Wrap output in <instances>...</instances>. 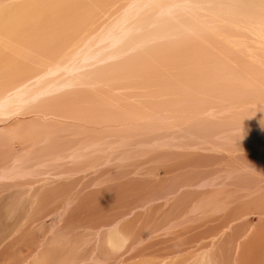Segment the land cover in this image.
Returning <instances> with one entry per match:
<instances>
[{
	"label": "rangeland",
	"instance_id": "374dc122",
	"mask_svg": "<svg viewBox=\"0 0 264 264\" xmlns=\"http://www.w3.org/2000/svg\"><path fill=\"white\" fill-rule=\"evenodd\" d=\"M257 5L264 12V0H0V100L14 91L23 92L18 103L20 109L16 111L18 115L14 112L12 118H0V134H5L7 139L5 143L0 142V264H28L29 260H35L37 252L43 253L41 241L45 237L52 239L48 240V245L54 250L60 248L59 256L65 264H90L88 257L92 253L94 230L96 227L105 229L116 218L122 221L116 225L118 234L128 232L130 242L103 264H264V206L246 204L261 193L262 190L256 189L259 180H264V165L253 164L257 158L264 161V146L255 157L247 150L259 142L264 145V91L259 89L264 86V13L255 18ZM126 8H131L132 16L126 20V28H117L116 33H120L115 41L132 40L135 28L139 34L150 31L151 48H157L137 61L140 65L136 70L147 75L144 77L147 83L142 85H137L143 80L139 74L130 72L127 76L130 69L126 63L121 61L125 67L117 72L120 69L117 70L115 64L120 59L116 56L101 57L97 47L89 49L96 28L109 18L119 22L121 11ZM173 21L184 23L197 34L215 33L223 37L224 42L213 47L218 53L200 48L202 41L179 40L182 32L170 27ZM66 24L70 29L68 35L64 32ZM79 39L84 53L96 52L88 55V61L81 62V67L74 66L66 79L60 78L62 73L56 79L46 76L51 65L63 66L64 62L74 61L69 45ZM241 50L245 58L236 54ZM213 55L218 56L214 64L207 62ZM219 58L225 61V70L220 67ZM254 61L257 68L250 66ZM203 62L211 64L207 72H188L200 68ZM209 72L220 80L212 83ZM222 79L233 82L234 87L225 89ZM128 81L133 84L130 89L125 84ZM198 84H206L212 92L196 90ZM37 92L40 98L35 99ZM140 93L147 95L144 102L152 103L151 106L160 103V107L155 112L147 107L142 110L145 114L139 116V109L131 104L140 101L136 98ZM85 94L90 100L80 101ZM77 101L82 109H90V113L81 114L67 103L77 108ZM111 108L118 109L117 115L123 119L127 115L132 121L149 118L150 123H162L168 129L153 127L144 133L136 130L129 136L118 129L121 126L113 115H106ZM54 114L62 118L55 121L63 125H54ZM44 116L51 117L43 121ZM257 119L262 121L258 123ZM250 120L255 122L248 123ZM8 126L13 128L8 133L2 132ZM252 128L255 133L248 134ZM245 133V136L240 135ZM142 134L156 142H168L165 147L155 148L156 151L181 154L139 165L153 155L124 152L113 163L108 161L101 166L100 158L113 146L126 141L130 145ZM109 142L110 146L104 145ZM90 148H98V155L91 162L84 159L85 151ZM188 149L193 151L188 152ZM223 153L226 157L234 156L235 160L218 158ZM199 154L212 156V159ZM232 165L254 166V169L256 166L255 170L259 167L258 171H253L260 179L244 184L243 178L239 184L227 174L220 184L223 188L215 185L206 193L194 192L188 199L177 197L171 202L164 201L163 205L162 201H154L155 205L146 214L139 207L142 201L154 195L151 189L159 187L150 183L152 180L161 182L172 174L195 169L211 171L212 176L219 178L222 173L217 170L235 169ZM109 167H112L109 172H104ZM218 191L223 195L215 196ZM62 205L65 210H61ZM80 256L87 259L80 262ZM44 257L54 256L45 254ZM71 257L75 262L70 261Z\"/></svg>",
	"mask_w": 264,
	"mask_h": 264
},
{
	"label": "bare ground",
	"instance_id": "6f19581e",
	"mask_svg": "<svg viewBox=\"0 0 264 264\" xmlns=\"http://www.w3.org/2000/svg\"><path fill=\"white\" fill-rule=\"evenodd\" d=\"M144 1V0H142ZM258 6V5H257ZM134 7V6H133ZM132 8V7H131ZM131 8H126L124 9L125 11H121V15H122V18L119 22H116V19L115 18H109L104 25L100 26V27H97L96 30L94 31L95 32V39L93 40V38H90L89 37V34H88V39L90 41H92L93 43L90 45L91 47L89 48L90 50H92L93 48H96L97 47V50H98V56H101V57H104V56H110V55H113V56H116L117 59H120L116 62V69H120V71H117V72H121L123 67H125L124 65L122 66V64L126 63V67H128L130 69L129 73L127 74L128 75H131L130 72H132V75L133 73H136V74H139L140 76L143 77V80L140 81V82H137L138 84L137 85H142L143 84H146L147 83V79L144 77H146L147 75L144 73V72H138L136 70V68L140 65L139 63H137V61L140 62L139 58L141 56H143L144 54H148L147 52L148 51H153L157 48H151L153 45L151 44L152 41L150 40V34L151 32L148 31V32H144L142 31L141 34H139L138 31H136L135 28H133V37H132V40L130 41H123V42H120L118 43L117 41H115V38L117 39L119 33L117 34L116 31H117V28L118 27H124L126 28L127 27V23H126V20L132 16L130 11H131ZM262 8L261 7H256V10H255V18L258 17L261 13H264L263 10H261ZM133 10V9H132ZM130 13V14H129ZM136 13V12H135ZM14 18V17H13ZM20 18V17H19ZM134 18V16L132 17ZM184 23L180 22V21H173L170 23V27L174 30H177V31H180L182 32L181 36L179 37V40L181 41H184V40H194V42H201L202 43L199 45L200 48L202 49H207V50H210V51H213L215 54L218 53L217 48H213L214 47V44H218V43H223L224 42V38L223 37H220L218 34H215V33H205V34H197L195 32V30L193 28H190V27H186L185 25H183ZM66 31L65 32V35H68L69 32H70V29H69V24H66ZM68 28V29H67ZM4 29V28H3ZM61 29V28H60ZM146 30V29H145ZM37 31V30H35ZM63 31V29H62ZM53 32V31H52ZM44 33V32H43ZM117 34V35H116ZM82 36V35H81ZM63 39V38H62ZM207 39V40H205ZM60 40V38H59ZM171 39H166V41H170ZM178 40V41H179ZM61 42V41H60ZM59 42V43H60ZM66 42V41H65ZM163 43V42H162ZM67 46H68V43H66ZM70 44V43H69ZM65 45V44H64ZM80 45H81V40L79 39L77 42H71V44L69 45L71 47V51H69V54H71L74 59V61H69V62H64L62 65L63 66H59V65H51L50 68L45 72V75L48 76V77H51L53 79H56L57 78V75H59V73H62L60 78L61 79H66L67 77H70V75L72 74L73 72V68L74 66H80V63L86 61L88 59V55L90 54H93V53H90L89 50L88 52L86 51L85 53L83 52V50L80 49ZM158 45V44H157ZM215 45V46H216ZM149 46V47H148ZM175 46V45H174ZM218 46V45H217ZM148 47L147 50H145V48ZM169 47V46H168ZM135 48V50L133 49ZM174 48V47H173ZM60 49V47H59ZM61 50V49H60ZM96 50V49H95ZM92 52V51H91ZM159 53V52H158ZM68 54V55H69ZM236 54L238 56H242V57H246V54L243 50L239 51V52H236ZM245 54V55H244ZM96 55V54H95ZM63 56V55H62ZM108 56V57H109ZM222 56V55H221ZM224 56V55H223ZM68 57V56H67ZM91 57V56H89ZM218 56L217 55H213L212 58H210L209 60H207V62H210L212 64H214V60L217 58ZM227 57V56H226ZM222 58V57H221ZM219 58V59H221ZM93 59V58H92ZM142 59V58H141ZM218 59V60H219ZM91 60V59H90ZM217 60V59H216ZM226 60V59H225ZM88 61V60H87ZM121 61H122V64H121ZM205 61V60H204ZM105 62V60H104ZM103 62V63H104ZM143 62V60H142ZM224 63L225 61H222V59L220 60L219 62V65L222 69H224ZM75 64V65H74ZM258 64L259 66H262V62L261 61H258ZM205 65V66H204ZM211 64H208V63H205L204 62L202 63L201 67L198 68V69H193V70H189L188 72H204V71H208V68ZM218 65V66H219ZM104 66V65H103ZM106 66V65H105ZM250 66L254 67V68H257V62H253ZM81 67V66H80ZM110 67H113V64L111 63L110 64ZM83 68V67H82ZM85 68V67H84ZM115 68V67H114ZM114 68H111V69H114ZM79 69V68H78ZM89 69V68H88ZM125 69V68H124ZM211 69V68H210ZM82 70V69H81ZM85 70V69H84ZM225 70V69H224ZM83 71V70H82ZM81 71V72H82ZM264 72V70H262ZM84 72V71H83ZM91 72V71H90ZM75 73V72H74ZM88 73V72H87ZM106 73V72H105ZM123 73V72H122ZM125 73V72H124ZM200 73V74H201ZM85 74V73H83ZM209 74V77L212 78V83L215 81V80H220V79H217V78H214L210 72L208 73ZM82 75V74H81ZM152 75V73H151ZM151 75H148L149 77ZM85 77H87L86 75H83ZM126 76V78L128 79V77ZM76 77V76H75ZM137 77V75H136ZM43 78V77H42ZM77 78V77H76ZM97 78V77H96ZM130 78V77H129ZM151 78V77H150ZM177 79V78H176ZM45 80V79H44ZM52 80V79H51ZM80 80V79H79ZM108 80H109V77H108ZM111 80V79H110ZM157 80V79H156ZM159 80V79H158ZM223 80V84L222 85L225 89H228L229 87L233 86V82H230L228 81L227 79H222ZM234 80V79H233ZM70 81V80H69ZM72 81V80H71ZM55 82V81H54ZM65 82V81H64ZM125 82V81H124ZM123 82V83H124ZM119 83V82H118ZM237 83V82H236ZM40 84V83H39ZM64 84V83H63ZM71 84V83H70ZM125 84H127L126 86L129 87L130 89V86L132 87L133 84H131L129 81L126 82ZM218 84V83H217ZM60 85V84H59ZM105 85V84H104ZM150 85V84H149ZM238 86H240L239 84H236ZM42 86V85H41ZM56 86V85H55ZM65 86V85H64ZM111 86V85H109ZM116 86V85H115ZM154 86V85H153ZM207 85L205 84L204 86L202 84H198L197 85V88L196 90L198 91H204V93H208L210 94L212 92V89L208 86L206 87ZM263 86V85H262ZM51 87V86H50ZM54 87V86H53ZM104 87V86H103ZM113 87V86H112ZM119 87V86H118ZM150 87V86H149ZM156 87V86H155ZM171 87V86H170ZM234 87V86H233ZM87 88V87H85ZM107 88V87H106ZM168 88V86H167ZM172 88V87H171ZM243 88V87H242ZM67 90V88H65ZM100 89V88H99ZM111 89V88H110ZM117 89V88H116ZM115 89V90H116ZM123 89V88H122ZM136 89V88H135ZM155 89V88H154ZM260 91H264V86L263 87H259ZM42 90V89H41ZM61 90V89H60ZM101 90V89H100ZM103 90V89H102ZM111 90H114V89H111ZM145 90V89H144ZM148 90V89H147ZM146 90V91H147ZM160 90V89H159ZM68 91V90H67ZM125 91V90H124ZM154 91V90H153ZM158 91V86H157V90L155 92ZM168 91V90H167ZM172 91V89H171ZM237 91V90H236ZM112 92V91H111ZM117 92V91H115ZM170 92V91H169ZM173 92V91H172ZM171 92V93H172ZM23 92L22 91H14L13 93H11L10 96L0 100V118H8V117H14V112L16 113V111L18 109H20L18 103L20 101V96ZM84 93V92H83ZM94 93V92H93ZM118 93V92H117ZM120 93V91H119ZM131 94V92H129ZM176 93V92H175ZM231 93V92H230ZM243 93V92H242ZM81 94V93H80ZM207 94V95H208ZM228 94V93H227ZM73 95V94H72ZM86 95V94H85ZM102 95V93H101ZM75 96V95H74ZM73 96V97H74ZM107 96V95H106ZM116 96V95H115ZM121 96V95H120ZM123 96V95H122ZM125 96V95H124ZM35 99H37L38 97L40 98L39 96V92H37V94L34 96ZM93 97V96H92ZM128 97V96H127ZM145 97L147 98V95L144 93H140L138 94V96H136V98H138L140 101H138L137 103H133L131 104L133 108L135 109H139V113L138 115L139 116H143V114H145V112H142L143 109H147V107L149 108V110H152L155 112V110H157L159 107H160V103L159 104H156L155 106H151V104H149L147 101L144 102L145 100ZM149 97V96H148ZM42 98V97H41ZM50 98V97H49ZM60 98V97H59ZM76 98V97H75ZM131 98V96H130ZM134 97L132 96V99ZM154 98V97H153ZM166 99V98H165ZM81 100H84V102L90 100V97L89 96H85V97H82L80 99ZM99 100V99H98ZM126 100V99H125ZM157 100V99H156ZM176 100V99H175ZM178 100V99H177ZM80 101H77V108H75V105L68 103V105L72 106L75 110H77L79 113L81 112V114H84V113H90L89 110L90 109H82L83 107L80 106ZM155 101V100H154ZM158 101V100H157ZM156 101V102H157ZM168 101V100H167ZM172 101V100H171ZM58 102V101H57ZM110 102V101H108ZM115 102V101H114ZM125 102V101H124ZM127 104H129L131 102V99H130V102L128 103V101H126ZM178 102V101H176ZM180 102V101H179ZM178 102V103H179ZM59 103V102H58ZM116 103V102H115ZM21 104V103H20ZM63 104V102H62ZM98 104V103H97ZM111 104V103H110ZM118 104V103H116ZM126 104V103H124ZM154 104V103H153ZM169 104V102H168ZM174 104V103H173ZM64 105V104H63ZM85 105V104H84ZM96 105V104H95ZM119 105V104H118ZM100 106V105H99ZM126 106V105H125ZM129 106V105H128ZM127 106V107H128ZM55 107V106H54ZM57 107V106H56ZM106 107V106H105ZM131 107V108H132ZM65 108V107H64ZM100 108V107H99ZM118 108V107H117ZM248 108V107H247ZM79 109V110H78ZM103 109V108H102ZM108 109V108H107ZM106 109V110H107ZM101 110V108H100ZM99 110V111H100ZM126 110V108H125ZM132 110V109H131ZM51 111V110H50ZM97 111V110H95ZM118 109H114V108H111L110 110L106 111V115H113L115 117V122L118 123L117 125H120L121 127H118V129H121V131H125L127 132V134L130 136L131 134H134L136 132V130H139L140 132L139 133H144V132H148L150 129H152L153 127H157V129H168L167 127H165L164 124H156V123H150L151 120H146V119H142L140 121H132L131 119H129V116L127 115V117L125 119L119 117L117 114H118ZM134 111V110H133ZM174 110H172L173 112ZM102 112V111H101ZM105 111H103L104 113ZM171 112V113H172ZM254 112H257L254 110ZM11 114V115H10ZM18 115V113H16ZM78 114V113H77ZM76 114V115H77ZM96 114V113H95ZM93 114V115H95ZM170 114V113H168ZM191 114V113H190ZM246 114V113H244ZM104 115V114H103ZM152 115V114H151ZM154 115V114H153ZM194 115V114H193ZM248 115V114H247ZM33 116V115H31ZM63 117H66L67 114H63L62 115ZM92 116V114L90 115ZM132 116V115H131ZM146 116V115H145ZM48 117H51V116H48ZM47 117V118H48ZM96 117V116H95ZM111 116H109L110 118ZM198 117V116H197ZM46 116L42 117L41 120L43 121H46L47 120ZM74 118V117H73ZM101 118V117H100ZM53 119H54V122L56 124L54 125H60L61 123L59 121H61V117L60 116H57L56 114L53 115ZM57 119H60L58 122H56L55 120ZM103 119V118H102ZM152 119V118H151ZM246 119V118H245ZM256 119V118H254ZM260 119V118H259ZM94 120V119H93ZM154 120V119H152ZM215 120V119H214ZM241 120V118H240ZM244 120V118L242 119ZM248 120V118H247ZM53 121V120H52ZM76 121V119H75ZM74 121V122H75ZM98 121V120H97ZM104 121V120H103ZM157 121V120H156ZM255 121H258L255 120ZM254 120H250V122L248 123H254L255 122ZM259 121H262L259 120ZM258 121V123H259ZM87 122V120H86ZM93 122V121H92ZM154 122V121H153ZM162 122V121H161ZM44 123V122H42ZM65 123V122H63ZM72 123V122H71ZM88 123V122H87ZM107 123V122H106ZM106 123H103V124H106ZM257 123V124H258ZM261 123V122H260ZM67 124V123H66ZM80 124V123H79ZM226 124V123H225ZM230 124V123H229ZM262 124V123H261ZM63 125V124H61ZM231 125V124H230ZM244 125V124H243ZM241 125V126H243ZM245 125L246 122H245ZM244 125V126H245ZM249 125V124H248ZM72 126V125H71ZM79 126V125H77ZM93 126V125H92ZM249 126H254V124L252 125H249ZM263 126V125H262ZM19 127V126H18ZM56 127V126H55ZM229 127V126H228ZM238 126H236L237 128ZM256 127V126H255ZM254 127V128H255ZM5 128V127H4ZM11 128H13V126H8L6 127L2 132L4 133H8V130H10ZM99 128V127H97ZM106 128V127H105ZM110 128V127H109ZM233 128V127H232ZM245 128V127H244ZM254 128H252V130L250 132H248V134H251L253 135L255 132H254ZM84 129V128H83ZM86 129V127H85ZM88 129V128H87ZM92 129V128H91ZM123 129V130H122ZM231 129V128H230ZM96 130V129H95ZM234 130V129H233ZM86 131V130H85ZM93 131V130H92ZM221 133H225V130L224 129H220ZM91 132V131H90ZM196 132V131H195ZM236 132V130H235ZM241 132V131H240ZM123 133V132H122ZM227 133V132H226ZM237 134V133H236ZM247 134V135H248ZM126 135V134H125ZM170 136V134H168ZM239 135V134H238ZM242 136H245V134H240ZM8 136V135H7ZM236 137V136H235ZM240 137V136H239ZM122 138V137H121ZM132 138H134V136H132ZM69 139V138H68ZM87 139V138H86ZM85 139V140H86ZM218 139V138H217ZM240 139V138H239ZM8 140H10V138H8ZM58 140V139H57ZM60 140V138H59ZM93 140V139H92ZM238 140V139H237ZM7 141V139L5 138V134H0V142H4ZM88 141V140H87ZM91 141V140H90ZM53 142H56V141H53ZM92 142V141H91ZM90 142V143H91ZM104 142V141H103ZM89 144V142H87ZM86 143V144H87ZM94 142H92L91 144L93 145ZM110 143V142H109ZM85 144V146H86ZM97 144V143H96ZM95 144V145H96ZM125 150H124V147L123 145H125ZM168 142H165V141H159V142H156L151 136H148L146 134H142L141 137H138L136 138L133 142H131L130 145H128L127 141L123 144H118V145H115L111 148V151H106V153H108L107 155L103 156L100 158V161H101V166L105 165L108 161L109 163H113L122 153L124 152H127L128 154H132V153H142V154H149L151 153V155H153L152 157L153 158H148L149 160L145 161V162H141V164L139 165H146V164H149L151 162H157L159 160H162V159H165L167 157H173V156H177V155H180L181 153H175V152H171L168 153V152H163V151H156L155 148H161V147H165L167 146ZM54 145V143H53ZM59 145V144H58ZM104 145H108L110 146V144L106 143ZM84 146V147H85ZM90 146V144L88 145V147ZM98 146V145H97ZM263 144L261 142L259 143H256V144H253V146L251 148H248L247 150L255 157L256 155L260 154L261 151L263 150ZM56 147V146H55ZM99 147V146H98ZM116 147H117V151L116 150ZM123 147V148H122ZM135 147V148H133ZM222 147V146H221ZM240 147V146H239ZM57 148V147H56ZM81 148V147H80ZM86 148V147H85ZM84 148V149H85ZM228 148V147H227ZM229 148H232V147H229ZM238 148V146H237ZM243 148V147H242ZM76 149V148H75ZM98 149V148H97ZM97 149H92L90 148L89 150L83 151L85 157V161H93L96 159V154L98 153V150ZM245 149V148H244ZM59 150V149H58ZM104 150V149H103ZM192 149H188V152H190ZM62 151H63V148H62ZM193 151V150H192ZM197 151V150H195ZM199 151V150H198ZM201 151V150H200ZM72 152V151H71ZM70 153H67L68 154H71ZM103 152V153H105ZM203 152V151H201ZM187 153V152H186ZM28 154V152H27ZM125 154V153H124ZM187 154H192V153H187ZM194 154V153H193ZM203 154V153H202ZM234 154V153H233ZM98 155V154H97ZM200 155V154H199ZM199 155L197 156L198 159H199ZM205 155V154H204ZM235 155V154H234ZM51 156V155H50ZM143 156V155H142ZM150 156V155H149ZM201 157H211L209 158L208 160H211L212 159V156H203V155H200ZM221 160H224V159H227L229 161H234L235 157H226L223 154H219L218 155ZM223 156V159L222 157ZM252 156V157H253ZM53 157V155H52ZM65 157V156H64ZM67 157V156H66ZM197 157L195 156L194 158L197 159ZM50 159V158H49ZM60 159V158H59ZM84 159L82 160V162L84 163ZM254 159V158H253ZM18 160V159H17ZM146 160V159H145ZM20 161V160H19ZM228 161V162H229ZM254 161V160H253ZM62 162H64V159L62 160ZM147 162V163H146ZM149 162V163H148ZM19 163V162H18ZM17 163V164H18ZM47 163V162H46ZM126 163V162H125ZM232 163V162H231ZM13 164V163H12ZM254 165H259V166H263L264 165V161L263 160H260V159H255V161L253 162ZM20 165V164H19ZM111 165V164H110ZM14 166V165H13ZM116 166V164H115ZM118 166V165H117ZM131 167H134V166H131ZM136 167V166H135ZM232 167H234L235 169H230V170H225V171H220V170H217V172H219L220 174L222 173V175H219V178H215L214 176L211 175V171H207L205 169L201 170H192L190 172H184L185 174H178V175H175V174H172L170 178H168V180H163L161 182H159L158 180H152L150 181V183L159 186L157 189H151V192L154 194L150 200L148 198V200H145V201H142L141 204H140V208H141V211L143 214H146L148 212V210L150 208H152V206L155 205V203H153L154 201H157L160 203V201H162V205L165 202H171V200L173 199H176L177 197L178 198H187L188 199V196L190 194H193L194 192H199V194H203V193H206L209 189V187H213L215 185L217 186H220L221 188H223V185H220L223 180L225 178H227V174L233 176L238 182L239 184L242 183V179L244 178V181L243 183L244 184H248L249 182H256L257 179L259 178V176H257L256 174H254V171H258L259 170V167H258V170H255L256 169V166H255V169H254V166L252 167H249L246 166L247 168H241V167H238V166H234L232 165ZM264 167V166H263ZM10 168V167H9ZM99 168V167H98ZM110 168L112 167H109L107 168L106 170H104V172H107ZM119 168V167H118ZM123 168V167H121ZM125 168V167H124ZM129 168V167H128ZM162 168V167H161ZM12 169V167H11ZM262 169V168H261ZM126 170V169H125ZM128 170V169H127ZM254 170V171H253ZM100 171V170H99ZM7 173H9L8 171H6ZM103 172V173H104ZM109 172V171H108ZM216 172V171H215ZM214 172V173H215ZM13 173V172H12ZM11 173V174H12ZM135 173V172H134ZM210 173L209 177H208V174ZM218 173V174H219ZM53 174V173H52ZM65 175V174H64ZM130 175V174H129ZM194 175V176H193ZM67 176V174H66ZM138 176H140L138 174ZM197 176V177H201L202 179L200 178H196L194 179V177ZM49 177V176H48ZM63 177V176H62ZM151 177V176H150ZM218 177V176H217ZM16 178V177H15ZM14 178V179H15ZM64 178V177H63ZM186 178H189V179H186ZM13 179V180H14ZM18 179V178H17ZM48 179V178H47ZM137 179V178H136ZM260 179V178H259ZM264 179V178H262ZM138 180V179H137ZM4 181V180H3ZM5 181H8V180H5ZM131 181V180H130ZM136 181V180H135ZM140 181V180H139ZM260 183L258 184L257 186V189L259 192L260 190L261 193L257 196V198H250L246 204H251L252 206H264V180H259ZM262 181V182H261ZM51 182V181H49ZM134 182V181H133ZM12 183V182H11ZM18 183V182H17ZM47 183V182H46ZM45 183V184H46ZM53 183V182H51ZM107 183V182H106ZM120 183V182H119ZM118 183V184H119ZM203 183H204V186H203ZM250 183V184H251ZM5 184V183H4ZM122 184V183H121ZM134 185V183H132ZM151 184V185H152ZM238 184V183H237ZM106 185H104L103 188H105ZM124 186V185H123ZM131 186V185H130ZM124 188V187H123ZM127 188V187H126ZM129 188V187H128ZM190 188V189H189ZM256 188V187H255ZM12 189V188H11ZM186 189H189V190H186ZM213 189V188H211ZM210 189V190H211ZM89 190V188H88ZM110 190V189H109ZM103 191V190H102ZM245 191V190H244ZM35 192V191H34ZM90 193H94L93 190L89 191ZM256 192V191H255ZM46 191L44 192V195H45ZM50 193V192H49ZM48 193V194H49ZM118 193V191H117ZM151 193V194H152ZM212 193V192H211ZM247 193H250L248 190H247ZM254 193V192H253ZM120 194V193H119ZM118 194V196H119ZM28 195V193H27ZM108 195V194H107ZM126 195V194H125ZM146 195V194H145ZM206 195V194H205ZM221 196L223 195V192H217L215 196ZM231 195V194H230ZM33 195H31L32 197ZM92 196V195H91ZM144 196V195H143ZM226 196V195H225ZM242 197L244 196L245 198H247L248 196L246 194H242L241 195ZM35 197V195L33 196V198ZM42 197V196H41ZM44 197L43 196V199L41 200H44ZM114 197V196H113ZM22 198V197H21ZM117 198V197H116ZM140 198H143V197H140ZM215 198V197H214ZM231 198V197H229ZM52 199V198H51ZM121 199V198H120ZM47 200V199H46ZM234 200V199H232ZM246 200V199H245ZM36 201V200H35ZM51 201V200H50ZM185 201V200H184ZM215 201V200H214ZM220 201V200H218ZM240 201V200H239ZM45 202V201H44ZM230 202V201H229ZM36 202H34V205H35ZM53 203V202H52ZM185 203V202H184ZM208 203V202H207ZM206 203V204H207ZM220 203V202H219ZM223 203V201L221 202V204ZM227 203V202H226ZM243 203V202H242ZM47 203H45V206H46ZM101 204V203H100ZM136 204V203H135ZM188 204V203H187ZM228 204V203H227ZM19 205V204H18ZM52 206V204H50ZM208 205V204H207ZM210 205V204H209ZM234 205V203H233ZM236 205V204H235ZM48 206V205H47ZM46 206V207H47ZM60 206V205H59ZM58 206V208H59ZM63 206V209L61 210H65V206ZM12 207V206H11ZM36 207V206H34ZM226 207V206H225ZM235 207V206H234ZM19 208V206H18ZM178 208V207H177ZM212 208V206H211ZM36 209V208H34ZM166 209V208H165ZM168 209V208H167ZM220 209V208H219ZM223 209V208H222ZM230 209V208H229ZM132 211V210H131ZM140 211V212H141ZM165 211V210H164ZM185 211V210H183ZM186 211H189V210H186ZM222 211V210H221ZM60 212V211H59ZM166 212V211H165ZM223 212V211H222ZM227 212H228V209H227ZM225 212V214L227 213ZM209 213H212V212H209ZM64 214V213H63ZM155 214V213H154ZM157 214V213H156ZM166 214V213H165ZM168 214H171L170 211ZM167 214V215H168ZM214 214V213H213ZM15 216V215H14ZM132 216V215H131ZM138 216V215H137ZM145 216V215H144ZM157 216V215H156ZM190 216V215H189ZM220 215H218L219 217ZM226 216V215H224ZM241 216V215H240ZM64 217V216H63ZM128 217V216H127ZM126 217V218H127ZM125 218V219H126ZM143 218V216H142ZM216 218V217H215ZM123 219V220H125ZM145 219V218H144ZM180 219V218H179ZM187 219V218H185ZM121 219L120 218H116L114 220H112L111 222H109L105 227V229H102V228H97L96 227V230H94L93 234H92V253L90 254V256L88 258H90V264H103L104 262L107 263V261L109 259H111L112 257H114L118 252H120L121 248H123L125 246V244L127 243V241L130 242V238H129V233L126 234H118V231H117V224L122 222L120 221ZM192 220V219H191ZM245 220V219H244ZM155 221V220H154ZM172 221V220H171ZM179 221V220H178ZM141 222V221H140ZM143 222V221H142ZM141 222V223H142ZM59 223V222H58ZM61 223V222H60ZM22 224V223H21ZM138 224V222H137ZM191 224H193L191 222ZM140 225V223H139ZM162 225V224H161ZM184 226V225H183ZM138 227V226H137ZM162 227V226H160ZM173 227V225H172ZM167 228V227H166ZM171 229V227H169ZM168 228V229H169ZM176 228V227H175ZM181 228V227H180ZM18 229V228H17ZM20 229V228H19ZM119 230V229H118ZM167 230V229H166ZM165 230V231H166ZM15 231L17 232L18 230L15 229ZM23 231V230H22ZM121 231V230H119ZM162 232V231H161ZM253 234V233H252ZM136 235V234H135ZM61 236V235H60ZM221 236V235H220ZM222 237L224 238V236L222 235ZM43 238V237H42ZM53 238V237H52ZM59 239V237H57ZM64 238V237H62ZM134 238V237H133ZM18 239V238H17ZM39 239V238H38ZM51 239V238H50ZM49 238H44L42 241V249H43V253H39L37 252L38 250H36V259L34 260H29L28 264H65V261H63L61 259V257L59 256L60 254V248L56 247L57 249L54 250L52 246H49L48 245V240H50ZM56 238H54L53 240H55ZM52 240V239H51ZM62 240V239H61ZM60 240V241H61ZM20 241V240H18ZM64 241H62L63 243ZM32 244V243H31ZM135 247V246H134ZM63 249V248H62ZM66 249V248H65ZM142 249V248H141ZM5 253V252H4ZM236 253V252H235ZM45 254H50L51 256L53 255L54 257H50L49 259H46L44 257ZM238 254V253H237ZM34 255V256H35ZM233 255V254H232ZM30 256V255H29ZM85 256V254H84ZM241 256V255H239ZM82 256H80L78 259L80 262H83L85 261L87 258H81ZM208 257V256H207ZM35 258V257H34ZM77 259V260H78ZM82 259V261H81ZM203 259V257H202ZM206 259V257L204 256V260ZM70 260V259H69ZM72 262H75V258H72L71 257V260ZM120 260H118V263ZM79 262V263H80ZM205 262V261H204ZM26 263V262H25ZM68 264V262H67ZM83 264H88L87 262H84ZM112 264V263H111ZM123 264V263H122Z\"/></svg>",
	"mask_w": 264,
	"mask_h": 264
}]
</instances>
